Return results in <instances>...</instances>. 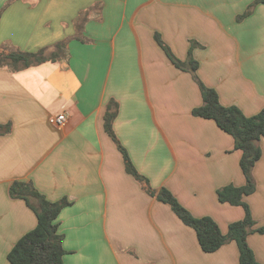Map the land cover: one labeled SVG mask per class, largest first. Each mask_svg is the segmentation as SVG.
Listing matches in <instances>:
<instances>
[{
    "label": "crops",
    "instance_id": "obj_1",
    "mask_svg": "<svg viewBox=\"0 0 264 264\" xmlns=\"http://www.w3.org/2000/svg\"><path fill=\"white\" fill-rule=\"evenodd\" d=\"M254 0H0V44L9 50H56L59 58L27 68H0V264L36 225L35 213L9 195L30 181L49 201L68 204L58 216L63 264H238L230 241L201 250L195 231L169 205L148 194L124 166L105 132L110 100L118 143L156 192L168 188L195 217L226 233L244 215L217 190L243 186L241 152L214 121L193 116L202 104L193 73L177 68L155 40L195 74L222 105L246 116L264 106V5ZM66 113L55 128L51 115ZM244 198L264 228V138ZM247 244L264 264V232Z\"/></svg>",
    "mask_w": 264,
    "mask_h": 264
},
{
    "label": "trees",
    "instance_id": "obj_2",
    "mask_svg": "<svg viewBox=\"0 0 264 264\" xmlns=\"http://www.w3.org/2000/svg\"><path fill=\"white\" fill-rule=\"evenodd\" d=\"M255 4L264 5V0H254L249 7ZM155 40L163 49L171 62L182 70L193 73L198 83L202 104L191 110L193 116L210 119L223 132L232 136L234 148L241 152L239 166L245 178L243 186L225 185L217 190V199L221 203L241 206L244 215L241 219L229 223L226 233H222L218 224L209 216H193L166 187L157 192L151 188L146 177L137 172L129 159L125 149L118 143L112 129L117 112V103L110 100L103 117L105 132L114 140L122 153L127 173L139 181L144 190L162 203L169 205L173 213L187 226L191 227L197 236L198 244L205 253H212L227 242L233 241L238 248V264H261L247 244V236L251 232H264V228H255V221L249 205L244 198L255 190L251 175L255 162L260 158L261 151L258 142L264 138V106L255 115L246 116L237 106L222 105L215 89L204 85L195 74L198 66L189 53L186 61H180L173 56L170 49L162 42L159 34ZM65 50L64 43H57L56 50L48 54L44 50L23 52L5 50L0 46V68L5 66L11 69L27 68L47 60H55L62 56ZM10 132V124L0 125V135ZM9 195L25 201L26 205L36 215L35 227L23 234L7 253L10 264H63L65 250L62 246L63 235L58 231V216L63 207L69 202L66 198L58 201H49L30 181L15 180L9 186Z\"/></svg>",
    "mask_w": 264,
    "mask_h": 264
},
{
    "label": "built area",
    "instance_id": "obj_3",
    "mask_svg": "<svg viewBox=\"0 0 264 264\" xmlns=\"http://www.w3.org/2000/svg\"><path fill=\"white\" fill-rule=\"evenodd\" d=\"M48 122L55 128H61L66 122V113L60 112L56 115H51L48 118Z\"/></svg>",
    "mask_w": 264,
    "mask_h": 264
},
{
    "label": "rangeland",
    "instance_id": "obj_4",
    "mask_svg": "<svg viewBox=\"0 0 264 264\" xmlns=\"http://www.w3.org/2000/svg\"><path fill=\"white\" fill-rule=\"evenodd\" d=\"M0 46H2L1 44H0ZM5 50H9L8 48H5L4 46H2ZM44 52L47 54V52L44 50Z\"/></svg>",
    "mask_w": 264,
    "mask_h": 264
}]
</instances>
